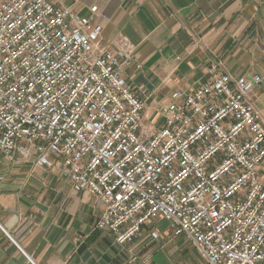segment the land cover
Listing matches in <instances>:
<instances>
[{"label":"built area","instance_id":"2783aa9c","mask_svg":"<svg viewBox=\"0 0 264 264\" xmlns=\"http://www.w3.org/2000/svg\"><path fill=\"white\" fill-rule=\"evenodd\" d=\"M66 1L0 0V154L59 166L104 205L95 228L118 247L144 227L159 239L165 220L205 264H264V125L251 98L262 77L214 74L174 92L150 126L123 77L135 46L102 42V25Z\"/></svg>","mask_w":264,"mask_h":264},{"label":"crops","instance_id":"0c3cea01","mask_svg":"<svg viewBox=\"0 0 264 264\" xmlns=\"http://www.w3.org/2000/svg\"><path fill=\"white\" fill-rule=\"evenodd\" d=\"M73 12L102 25L109 46L126 36L135 46L123 77L141 87L143 120L157 127L159 109L214 74L259 75L252 93L264 125V0H67ZM143 99V98H142ZM143 99V100H144ZM52 158V157H50ZM259 175L264 180V161ZM104 205L77 193L60 167L0 154V264H205L186 239L150 237L144 227L118 247L95 228ZM134 264V263H132Z\"/></svg>","mask_w":264,"mask_h":264},{"label":"rangeland","instance_id":"374dc122","mask_svg":"<svg viewBox=\"0 0 264 264\" xmlns=\"http://www.w3.org/2000/svg\"><path fill=\"white\" fill-rule=\"evenodd\" d=\"M81 17H83V18H86V19H89L88 17H86V16H81ZM89 20H91V19H89ZM92 21V20H91ZM93 22H95V21H93ZM102 42H104L105 43V41L103 40V38H102ZM107 44V43H106ZM108 45V44H107ZM131 84V83H130ZM131 86H132V88L134 89V91L140 96V98H143L144 99V91L141 89V87H134L132 84H131ZM143 101H145V99L143 100ZM94 199V201L95 202H99L98 200H96L95 198H93ZM157 225H158V228L162 231V234H166V235H170V233L167 231V222L165 221V220H159L158 222H157ZM141 234H143V232L141 233ZM177 238V240H182V239H186V241L189 243V244H191L190 243V241H188V239L185 237V236H183V235H181V236H177L176 237ZM153 240H158V239H153ZM114 242V241H113ZM134 242V241H133ZM132 242V243H133ZM131 243H129V244H127V245H125V246H128V245H130ZM125 246H123V247H125ZM192 246V245H191ZM193 248V247H192ZM194 249V248H193ZM197 255H198V253H197ZM198 257H199V259L200 260H202L201 259V257H200V255H198ZM203 261V260H202ZM204 262V261H203Z\"/></svg>","mask_w":264,"mask_h":264}]
</instances>
